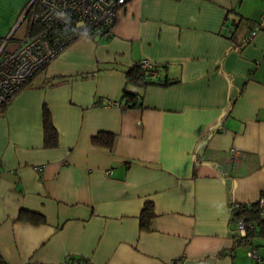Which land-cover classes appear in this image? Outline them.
<instances>
[{"label":"crops","instance_id":"obj_1","mask_svg":"<svg viewBox=\"0 0 264 264\" xmlns=\"http://www.w3.org/2000/svg\"><path fill=\"white\" fill-rule=\"evenodd\" d=\"M31 1L0 0V51L29 33ZM142 60L170 84L129 82ZM125 90L142 106H104ZM262 194L264 0H131L109 35L77 39L0 111V264H246L231 205Z\"/></svg>","mask_w":264,"mask_h":264},{"label":"built area","instance_id":"obj_2","mask_svg":"<svg viewBox=\"0 0 264 264\" xmlns=\"http://www.w3.org/2000/svg\"><path fill=\"white\" fill-rule=\"evenodd\" d=\"M126 0H32L29 24L35 33L26 36L13 51H0V111L27 86L57 56L80 37H104L110 34L117 12ZM79 27H82L79 29ZM233 29L223 24L221 34L226 37ZM256 35L250 33L249 40ZM140 73L149 78L156 76L154 65L148 60L133 63ZM104 106L124 110L126 103L108 101ZM233 156L231 159H235ZM34 170L41 174L40 167ZM259 208L264 215V198L259 200ZM237 233L245 236L246 227L242 220L236 224ZM257 264L261 257L255 248L247 252ZM62 264H83L73 259Z\"/></svg>","mask_w":264,"mask_h":264},{"label":"trees","instance_id":"obj_3","mask_svg":"<svg viewBox=\"0 0 264 264\" xmlns=\"http://www.w3.org/2000/svg\"><path fill=\"white\" fill-rule=\"evenodd\" d=\"M129 1L126 0L122 5L124 7ZM29 16V12L26 17ZM30 34L36 32V28L34 25H29ZM88 38H95L92 35H86ZM101 38V37H97ZM156 76L154 78H149L148 76H144L140 73L138 66H131L128 71H126V77L129 82H133L139 88L144 89L149 86H161L167 87L170 83L169 81H161L158 78L157 70ZM141 99L142 96L138 94H133L128 91H124L122 95V103L127 104V109H133L137 107H141ZM43 132H44V147L45 148H54L57 145V133L53 126L51 125L50 118L48 116L47 111L44 113L43 117ZM113 142V136L110 134L99 133L92 138L93 144H103L107 147H111ZM264 198V194L261 195L260 199ZM259 199V200H260ZM259 200L253 204H232V222L236 226L237 222L242 220L246 227L245 236H240L238 233L235 235V243L236 247H248L255 248L258 251V246L255 247L253 245V241L260 239L264 240V215H262L261 210L259 208ZM153 210L151 204H147L139 217V227L143 231H149L151 222L153 220ZM19 220L29 222L33 225H38L44 222V217L22 210L19 214ZM236 228V227H235ZM260 255V254H259ZM261 257V256H260ZM262 260V257H261ZM262 263V261H261Z\"/></svg>","mask_w":264,"mask_h":264},{"label":"rangeland","instance_id":"obj_4","mask_svg":"<svg viewBox=\"0 0 264 264\" xmlns=\"http://www.w3.org/2000/svg\"><path fill=\"white\" fill-rule=\"evenodd\" d=\"M28 12H29V18H30L31 9H29ZM28 12H27V13H28ZM29 18H28V21H29ZM29 25H30V24H29ZM29 34H30V32H29V33L27 32V35H26V36H29ZM26 36H25V37H26ZM25 37H24V38H25ZM24 38H23V39H24ZM23 39H22V40H23ZM22 40H21V41H22ZM21 41H20V42H21ZM20 42H19V43H20ZM256 241H258V242H256V244H259L258 246H260V247L258 248V251L260 250L261 253L264 254V247H261V246H264V241H262V240H260V239H257ZM248 250H249V249H245V250H243L244 253H245L246 264H257L255 261L251 260V259L248 257V255H247V253H246ZM258 253H259V252H258ZM261 253H259V254H261ZM260 264H264V259H262V263H260Z\"/></svg>","mask_w":264,"mask_h":264},{"label":"water","instance_id":"obj_5","mask_svg":"<svg viewBox=\"0 0 264 264\" xmlns=\"http://www.w3.org/2000/svg\"><path fill=\"white\" fill-rule=\"evenodd\" d=\"M82 27H79V29H81Z\"/></svg>","mask_w":264,"mask_h":264}]
</instances>
